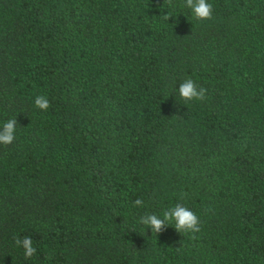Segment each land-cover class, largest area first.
<instances>
[{
  "label": "trees",
  "instance_id": "16d2710c",
  "mask_svg": "<svg viewBox=\"0 0 264 264\" xmlns=\"http://www.w3.org/2000/svg\"><path fill=\"white\" fill-rule=\"evenodd\" d=\"M208 2L0 0V264H264V0ZM176 203L197 238L138 222Z\"/></svg>",
  "mask_w": 264,
  "mask_h": 264
},
{
  "label": "clouds",
  "instance_id": "9594fccd",
  "mask_svg": "<svg viewBox=\"0 0 264 264\" xmlns=\"http://www.w3.org/2000/svg\"><path fill=\"white\" fill-rule=\"evenodd\" d=\"M170 7H175L173 0H168ZM183 7L190 10L192 17L199 21H209L213 19V5L208 0H183ZM170 13L164 15V19L169 21L172 18ZM207 89L199 86L192 78H186L178 89L179 97L185 104L194 101H203L206 98ZM34 105L40 111H47L51 107V103L46 95H37L34 99ZM16 118L7 120L2 128H0V145H10L16 139L17 130ZM184 194L181 196L183 200ZM144 200L138 198L134 201V207H143ZM140 224L151 229L152 234H159L171 225L181 235H188L190 238H197V234L202 231V223L200 217L190 210L184 203H176L174 206L165 209L161 215L156 213L145 214L139 218ZM14 243L17 247L24 250L25 258H32L36 252L33 246V240L30 237H16Z\"/></svg>",
  "mask_w": 264,
  "mask_h": 264
}]
</instances>
